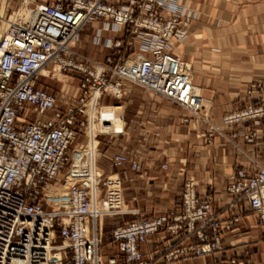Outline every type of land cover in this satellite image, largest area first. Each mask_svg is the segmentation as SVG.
Masks as SVG:
<instances>
[{
  "label": "built area",
  "instance_id": "obj_1",
  "mask_svg": "<svg viewBox=\"0 0 264 264\" xmlns=\"http://www.w3.org/2000/svg\"><path fill=\"white\" fill-rule=\"evenodd\" d=\"M196 19L182 0H21L5 18L7 28L0 36V264H177L222 254L225 242L241 235L245 210L264 230V167L256 161L253 169L241 167L229 177L224 213L215 211L213 194L200 195L190 177L181 209L152 218L126 209L123 180L104 177L98 168L100 137L123 136L126 124L122 107L106 105L103 98L121 100L126 84L211 125L192 65L175 51ZM87 26L94 35L86 43L112 51L106 62L73 47ZM58 73L79 80L64 108L40 84L41 76ZM252 88L253 93L264 91L262 84ZM116 109H121L120 130L113 129L109 113ZM223 123L249 124L233 138L254 144L258 125L264 126V99L227 114ZM81 133L87 143L71 149ZM111 165L138 171L142 161L120 151ZM128 214L137 218L112 231L118 254L102 255L104 219ZM161 232L167 236L144 251L142 245ZM250 244L234 246L238 250L219 264H254Z\"/></svg>",
  "mask_w": 264,
  "mask_h": 264
},
{
  "label": "crops",
  "instance_id": "obj_2",
  "mask_svg": "<svg viewBox=\"0 0 264 264\" xmlns=\"http://www.w3.org/2000/svg\"><path fill=\"white\" fill-rule=\"evenodd\" d=\"M20 1L0 0V12L17 10ZM182 3L197 14V19L192 24L187 39L175 51L192 65L193 83L201 89L203 97L208 103L215 104L212 126L197 120L189 112L172 103H104L122 107L126 123L123 137H126L127 141H139L141 148L163 140L174 141L172 144L169 142L173 148L168 151L166 162L162 155L158 157L153 152L142 150L136 155L142 161L140 170L133 171L129 165L118 168L111 166L114 171H118L123 186L129 184L126 189L133 192L130 194L124 191L126 206L132 204V209H139L146 218L156 217L168 210H180L182 198L176 200V197L181 195L180 184H183V181L180 180L183 178L179 176L188 179L191 173L198 184L200 195L203 196L206 191L213 194L218 212L224 213L229 201L226 192L229 177L238 168L253 169V161L264 167L263 125H258L260 136L254 144L246 143L242 137L233 138L235 132L247 131L249 124L232 128L231 132L221 131L218 135L213 133L215 125L221 124L222 115L232 108H223L220 103L239 101L246 103L248 107L259 104L264 99V91L258 89L251 98L247 95V91L254 85L264 84V0H182ZM101 24V21L97 22V25ZM107 35L112 36L111 38L117 37L116 34ZM93 46L112 53L102 45ZM136 89L135 86L126 84L125 95ZM112 111L114 123H120L123 127L120 119L121 109ZM185 118H189L190 122L185 123ZM93 132L95 133L94 128ZM180 140L185 142L183 147H178L179 142H175ZM189 145H196L200 154L195 157L196 149H189ZM162 165L168 167V175L174 176L177 181L170 177L169 181L163 179V170L160 176L157 175V170ZM189 167L193 168L194 172L189 171ZM139 177H147L149 181L141 183ZM158 177L163 180L156 181ZM152 181L156 182L152 184ZM109 218L104 219L103 229L105 221L111 220ZM248 222L250 220L245 219L239 226L241 231L247 230ZM166 236V233L162 237L160 234L157 240L153 239L149 244L142 245V249L150 251ZM236 238L225 242L222 254L202 259L203 264H213L212 259H218L214 264H219L221 259L235 253L238 247L234 246L241 245L242 240L247 237ZM251 260L254 264H264V257L259 258L258 254L253 255ZM260 260L263 263H260Z\"/></svg>",
  "mask_w": 264,
  "mask_h": 264
},
{
  "label": "rangeland",
  "instance_id": "obj_3",
  "mask_svg": "<svg viewBox=\"0 0 264 264\" xmlns=\"http://www.w3.org/2000/svg\"><path fill=\"white\" fill-rule=\"evenodd\" d=\"M16 11V10H14ZM14 11H2L0 12V34L3 32V30L5 28H3L4 24H5V18L9 17V15L12 14V12ZM88 35L93 36L94 35V28L92 26H87L84 31L81 34V41L78 45H74L73 47L75 48V50H77L80 54L89 57L91 59L97 60L99 62H106L107 57L111 54V52H108L106 50H103V48L101 47H95L93 45H88L86 43V39L88 37ZM108 36V35H107ZM112 37V36H110ZM92 44V43H91ZM48 73V71H47ZM45 75V74H42ZM48 75V74H47ZM46 76V75H45ZM40 84L45 86L46 88H48V90L52 93H54L55 95H57L58 99H59V106L64 108L66 107V100L72 98L73 95H75L76 93V89L78 88L79 85V80L76 77L71 78L69 77V75L62 73V75H56V76H52L50 75V77H40ZM264 85V84H263ZM134 86V85H131ZM137 89L132 92L131 94H126L124 93V98L123 100L121 99V101H111L109 98L106 97H110V96H106L103 98V103H170L169 101H166L165 99L154 95L140 87L135 86ZM251 88L249 91H247V95L248 97H252L255 94L252 92ZM199 90L201 91V89L199 88ZM202 93V91H201ZM113 98V97H112ZM108 99V100H107ZM208 103V102H207ZM221 106L225 107V106H230L232 107L230 111H226L222 117H221V124L219 125H215L213 133L218 135L219 132L222 131V133L225 132H231L232 128H237L238 126H234V127H226L223 123V118L227 115V114H231L234 112H238L242 109H244L246 107V103H239V101H237V103H220ZM215 104L214 103H208L207 104V111H208V116H209V121L210 124H213V109H214ZM223 107V108H224ZM113 111L109 112L112 114ZM113 115V114H112ZM202 122V121H201ZM204 123V122H203ZM205 126H207L206 124H204ZM212 126V125H209ZM209 126H207L209 128ZM122 127V124L120 123H114L113 125V129H117L119 130ZM94 131L96 130V127L94 126ZM212 128V127H211ZM218 128V129H217ZM210 129V128H209ZM96 132V131H95ZM234 133V132H233ZM209 136V135H208ZM230 136V135H229ZM232 137V135H231ZM232 139V138H231ZM100 141V146H99V161H98V168L99 170L103 173L104 177L110 176V175H118V171H114L111 168V159L113 157V155H115L116 153L120 152V151H125L128 154L131 155H137V152H141L142 150H145L146 152H153L155 154H157V156H163L164 157V161L166 162L168 160V151L173 148L172 144L174 141H169V140H163V141H159L156 142V144H152V146L150 145H146L147 147L145 148H141L139 146V141H134V140H129L127 141L126 137L120 136V137H114V138H110L109 136H102L99 139ZM170 142V144H169ZM176 143H178V147H183L185 145V142H183L182 140L180 141H175ZM87 143V138L84 136L83 133H81L78 138L77 141L74 143V145L71 147V149H76L79 148L80 146H83ZM183 144V145H180ZM205 146H207V144H205ZM196 149L195 150V157L196 155H199L200 150L199 148H196V145H192V147L189 145V149ZM128 150V151H127ZM199 153V154H198ZM208 154V153H207ZM206 154V159L208 160ZM161 156V157H162ZM209 156V155H208ZM218 162V161H217ZM166 165H162L160 168H158L157 170V175H161V172L163 173L164 171V177L163 179H165L166 181H169V169L168 167L165 168ZM163 170V171H162ZM191 172H194V169L189 167L188 169ZM218 174V173H216ZM154 177V176H153ZM181 179L180 181H183V184H180L182 188L181 190V195H178L176 197V200H179L182 198L183 192H184V186H185V181L187 180V178L185 177H181L179 176ZM192 176H189L188 178H190ZM171 179H176L175 181H177V178H175L174 176L170 177ZM140 180L141 183H145L147 181H149V179L147 177L138 178ZM162 178L158 177L157 179H155L156 181L160 182L161 180H163ZM195 179V178H194ZM156 181H152V184H154ZM173 182V181H172ZM171 182V183H172ZM176 183V182H173ZM129 184H125L124 185V191L125 193H130L133 194V192H131V190L126 189V187H128ZM133 191V190H132ZM144 193V191H142ZM208 191H206L205 193H207ZM227 192V191H226ZM131 198V197H130ZM215 198H214V208L215 211L218 212V207L216 205ZM132 205V204H131ZM126 206L125 208L130 210L132 209V206ZM230 214V213H229ZM245 214V219H247V221L250 220V222H248L247 224V230H242L241 228L239 229L238 233H241L240 236H238V238L240 239L241 237H247L246 239L242 240L243 243H245V241H249L251 246H253L254 248V253L258 254V257L260 258L261 256L264 257V232H262V229L257 226L256 224V219L255 217H253L252 215H250L249 210H245L244 211ZM137 218V216L133 215V214H128V215H122V216H118V217H110L109 219L111 220H107L104 223V229H103V235H102V244L100 247V252L102 255L107 256V257H111V256H116L118 254V248L116 247V245L112 242V231L116 226H119L121 224L127 223V222H131L133 220H135ZM249 219V220H248ZM252 220V222H251ZM245 229V228H244ZM250 233V235H249ZM161 237L164 236V232H161ZM159 234V236H160ZM159 236L157 235L154 239L157 240V238H159ZM257 237V238H256ZM236 238V239H238ZM153 240V239H152ZM156 243V242H155ZM218 259H212V262L214 264V261ZM260 263H263L262 260L259 261ZM181 264H203L202 259L200 260H196V259H191L189 262L185 263V262H180ZM179 264V263H177ZM209 264V263H208Z\"/></svg>",
  "mask_w": 264,
  "mask_h": 264
},
{
  "label": "bare ground",
  "instance_id": "obj_4",
  "mask_svg": "<svg viewBox=\"0 0 264 264\" xmlns=\"http://www.w3.org/2000/svg\"><path fill=\"white\" fill-rule=\"evenodd\" d=\"M4 27L3 28H5L4 30H3V32L0 34V36L5 32V30H6V28H7V22L5 21V24L3 25ZM47 71L48 70H43V72H42V74H45V75H47L48 73H47ZM62 75V73H58L57 75ZM207 103V102H206ZM208 104V103H207ZM90 146H92V143L90 144Z\"/></svg>",
  "mask_w": 264,
  "mask_h": 264
}]
</instances>
